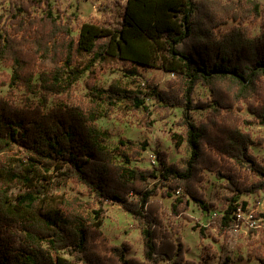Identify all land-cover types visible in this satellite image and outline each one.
<instances>
[{"label": "trees", "instance_id": "16d2710c", "mask_svg": "<svg viewBox=\"0 0 264 264\" xmlns=\"http://www.w3.org/2000/svg\"><path fill=\"white\" fill-rule=\"evenodd\" d=\"M6 1L0 15V67L10 68L0 82L9 86L0 95V264H203L217 257L208 244L202 260L188 258L177 219L191 220V204L206 213L215 205L203 188L208 171L230 192L224 213L213 217L226 240L240 224L239 212L249 211L241 196L264 193V160L252 152L264 137L244 128L264 126L260 3L126 0L119 8L109 3L105 23L78 24L57 0ZM111 66L132 78L142 68H160L173 75L171 87L127 86L120 78L103 86L102 74ZM199 84L210 98L196 101ZM17 89L38 101L24 95L19 102ZM123 104L143 112L139 126L149 129L154 109L181 108L176 124L182 130L172 138L189 156L170 162L158 151L156 166L142 167L133 161L148 150L147 141L120 139L110 148L112 133L99 120ZM196 109L207 112L199 121ZM244 109L252 119L241 114ZM69 182L85 186L91 200L54 192ZM158 194L172 198L169 209ZM107 202L137 222L142 257H127L131 243H111L103 232ZM251 214L264 227V211ZM206 228H200L201 239ZM248 246V260L264 264V234L248 239ZM216 264L234 262L227 256Z\"/></svg>", "mask_w": 264, "mask_h": 264}, {"label": "rangeland", "instance_id": "374dc122", "mask_svg": "<svg viewBox=\"0 0 264 264\" xmlns=\"http://www.w3.org/2000/svg\"><path fill=\"white\" fill-rule=\"evenodd\" d=\"M260 3L264 10V0H256ZM126 0H57L58 5L62 9L74 12L78 16L76 21L78 24L87 21L98 23H105L109 19L110 7L109 3L116 4V7H122ZM8 7L6 0H0V15ZM260 20L254 22V32L259 33L260 27L258 26ZM10 68L5 66L0 67V82L7 78ZM127 74L118 67L111 66L102 74L101 84L108 86L114 78H120L127 86H141L148 87V84H156L161 89H170L173 75L165 72L160 68H142L141 75L137 78L126 76ZM9 90L8 85L0 86V95H5ZM79 93H85L86 87L82 82L78 86ZM17 100L23 101L24 95L30 97L34 101H38V97L34 94L24 92V90L17 89ZM195 99H208L210 98V91L208 88L199 84L194 93ZM56 101L52 100L51 104ZM165 113H171L168 117ZM193 118L196 121L206 116V111L196 109L193 112ZM241 114L246 119H252L253 115L244 109ZM143 112L128 110L126 105H121L111 118H102L99 120V125L102 129L109 130L112 133V138L107 142L110 148L116 146L120 139H132L136 142L147 141L149 143L148 150L144 151L140 160H134L133 164L142 167L156 166L155 159L158 151H165L168 153L170 162L180 161L182 157L189 156V152L185 147L178 149L173 141V133L179 132L182 129L177 126V121L182 117V109L176 108L173 111L161 109H154L153 119H156L155 126L152 129L147 127H140L139 123L142 120ZM245 129L250 130L254 137H264V126L258 123H253L244 126ZM253 154L259 159L264 160V143L254 144L252 146ZM23 156V153H19ZM158 163V162H157ZM203 188L207 197L215 205L211 207L210 212H203L195 204H191L188 210V215L191 217H179L177 221L181 223V231L183 234L184 242L186 244V254L188 258L195 260H202L201 252L203 246L212 245L217 251L218 256L211 260L203 262V264H216L225 260L227 256L233 259L234 264H260L257 260H248L247 253L249 250L248 239L253 237L258 238L264 234V227L262 226V219L255 220L251 213L264 211V193H256L252 195H242V201H248V212H239L238 217L240 224L230 230V237L228 240L224 235L219 232L213 222V217L217 214H223L227 203L224 199L225 195L230 194L229 190L225 187L223 180L217 179L215 174L208 171L207 179L204 182ZM59 195L75 196L78 195L86 200H91L85 186L77 185L69 182L66 185L60 186L54 191ZM166 208H170L172 198H167L161 194L157 195ZM97 207V205L95 206ZM106 212L103 217V232L111 239V243L121 244L123 241H129L132 248L127 251V257L143 256V239L137 222L133 219L132 215L125 211L119 204L107 202L105 204ZM198 228H194V226ZM206 226L207 237L201 239L200 228ZM252 229L256 234L253 236ZM160 264H169L167 261Z\"/></svg>", "mask_w": 264, "mask_h": 264}, {"label": "built area", "instance_id": "2783aa9c", "mask_svg": "<svg viewBox=\"0 0 264 264\" xmlns=\"http://www.w3.org/2000/svg\"><path fill=\"white\" fill-rule=\"evenodd\" d=\"M155 162H156V164H157V159H155Z\"/></svg>", "mask_w": 264, "mask_h": 264}]
</instances>
